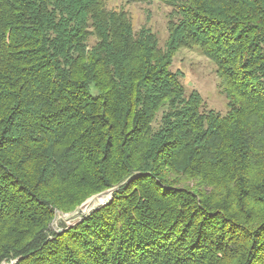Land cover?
Listing matches in <instances>:
<instances>
[{"label": "trees", "instance_id": "obj_1", "mask_svg": "<svg viewBox=\"0 0 264 264\" xmlns=\"http://www.w3.org/2000/svg\"><path fill=\"white\" fill-rule=\"evenodd\" d=\"M166 2L161 47L105 0H0V264H264V0ZM184 47L226 114L170 69Z\"/></svg>", "mask_w": 264, "mask_h": 264}, {"label": "rangeland", "instance_id": "obj_2", "mask_svg": "<svg viewBox=\"0 0 264 264\" xmlns=\"http://www.w3.org/2000/svg\"><path fill=\"white\" fill-rule=\"evenodd\" d=\"M105 3L109 9L126 11L132 20L135 31L140 30L142 27L150 28L157 36L161 47L167 42L170 35V12L173 7L166 0H141L136 2L129 0H105ZM170 69L179 74L187 95L193 91H197L202 96L208 109L220 112L221 114H226L229 111V99L222 91L216 64L200 52L198 48L184 47L177 50ZM112 192L109 189L103 193L94 195L72 212L58 213L53 222V228L61 229V223L70 225L80 220L83 215H87L95 208L107 203L110 200L109 197ZM100 195L106 196L107 201L104 203L90 202L91 199Z\"/></svg>", "mask_w": 264, "mask_h": 264}, {"label": "bare ground", "instance_id": "obj_3", "mask_svg": "<svg viewBox=\"0 0 264 264\" xmlns=\"http://www.w3.org/2000/svg\"><path fill=\"white\" fill-rule=\"evenodd\" d=\"M111 195V193H110ZM105 201H107V197L104 195H100L98 197H94L93 199L90 200V202H96V203H104ZM89 202V203H90ZM88 203V204H89ZM94 204V203H93ZM87 206V205H86ZM90 206V205H89ZM88 207V206H87ZM87 211V210H86ZM85 213V212H84Z\"/></svg>", "mask_w": 264, "mask_h": 264}, {"label": "water", "instance_id": "obj_4", "mask_svg": "<svg viewBox=\"0 0 264 264\" xmlns=\"http://www.w3.org/2000/svg\"><path fill=\"white\" fill-rule=\"evenodd\" d=\"M113 193V192H112ZM112 193H111V196L109 197L110 199L112 198ZM108 203V202H107ZM106 204V203H105Z\"/></svg>", "mask_w": 264, "mask_h": 264}]
</instances>
